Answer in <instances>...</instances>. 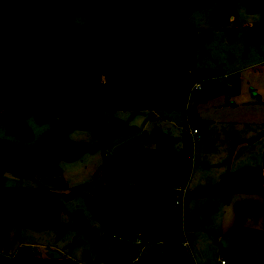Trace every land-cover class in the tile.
Returning a JSON list of instances; mask_svg holds the SVG:
<instances>
[{"label":"trees","instance_id":"obj_1","mask_svg":"<svg viewBox=\"0 0 264 264\" xmlns=\"http://www.w3.org/2000/svg\"><path fill=\"white\" fill-rule=\"evenodd\" d=\"M233 1V0H229ZM249 14L264 18V0H241ZM210 0H102L98 27L40 26L47 4L34 0L0 3V122L6 134L24 141L31 139L25 119L50 122V129L37 147L25 154L9 141L0 140V211L10 205L23 229H68L85 234L100 248L101 239L80 211L72 214L73 225L60 222L63 200L93 188L92 184L67 188L58 164L84 153L108 149L112 141L132 129L103 112H183L188 102L186 75L200 79L217 74L195 67L194 53L211 35L190 25L196 9L207 8ZM220 92L206 93V98ZM72 120V121H71ZM199 130L202 122H193ZM72 130L92 133L91 145L68 139ZM192 139L183 131L181 139L164 134L154 149H145L130 166L104 167V184L85 201L92 217L111 236L127 240L138 236L146 244L182 243V209L175 206L179 191L188 184L187 152ZM181 142L183 150L175 145ZM130 151L113 155L111 166L126 161ZM2 172L16 177L37 175V188L4 187ZM131 178L132 183L125 181ZM227 183L198 188L229 201L233 193L261 194L264 177L260 168L234 172ZM63 199V200H62ZM207 207V206H206ZM205 207V208H206ZM236 225L261 211L255 202L239 204ZM11 218L0 217V247L7 240L3 228ZM190 240V237L188 238ZM131 248L117 245L100 252V261H128ZM178 264L185 263L178 255ZM0 264H72L40 258L32 250H19L13 257L0 254Z\"/></svg>","mask_w":264,"mask_h":264},{"label":"rangeland","instance_id":"obj_2","mask_svg":"<svg viewBox=\"0 0 264 264\" xmlns=\"http://www.w3.org/2000/svg\"><path fill=\"white\" fill-rule=\"evenodd\" d=\"M8 0H0L5 2ZM49 7L42 13L40 26L98 27L103 23L99 11L102 0H34ZM191 26L211 35L194 53L196 69L216 71L217 74L195 78L194 72L186 75L188 102L183 112L104 111L103 122L116 118L132 130L115 138L107 150L84 153L76 159L62 161L58 166L64 175L68 190L92 184L93 188L69 200H63L64 211L60 222L73 225L71 216L80 211L91 229L101 239L100 248L83 233L68 229L39 231L23 229L17 222V213L8 204L0 211V217L11 218L12 223L3 228L7 240L0 247L5 258L13 257L19 250H32L40 258L51 257V252L60 254L72 264H105L100 261L101 250L113 249L124 244L108 234L92 217L85 201L94 197V190L104 184L102 170L113 155L126 150L128 166L138 160L143 150L154 149L159 139L167 133L172 139H181L184 124L197 129L193 122H202L197 135L191 137L189 180L183 197L182 228L188 237L182 243L146 244L132 243L128 261L117 264H178V255L185 263L192 256L195 264H264V192L258 195L233 193L229 201L222 194L200 192L198 188L222 185L239 169L256 167L264 175V18L260 14L246 12L241 0H210L207 8L194 10L188 19ZM202 83L204 91H193L195 83ZM220 92L206 98V93ZM1 112V110H0ZM31 139L24 141L6 134L0 122V140H7L22 154L34 150L51 123H38L34 117L25 119ZM198 130V129H197ZM68 139L75 143L91 145L92 133L87 130H72ZM177 151L183 145H175ZM4 187L37 188V175L16 177L2 172ZM126 183L131 184L128 178ZM182 199L178 195L177 199ZM255 202L261 215L250 217L244 226L236 225L237 206ZM207 206V207H206ZM206 207V208H205ZM143 247V248H142Z\"/></svg>","mask_w":264,"mask_h":264},{"label":"crops","instance_id":"obj_3","mask_svg":"<svg viewBox=\"0 0 264 264\" xmlns=\"http://www.w3.org/2000/svg\"><path fill=\"white\" fill-rule=\"evenodd\" d=\"M145 112H148V111H145ZM139 113H141V112H139ZM169 113H171V112H169ZM185 115V114H184ZM185 125V124H184ZM184 131H186V129H185V126H184V129H183ZM199 131V130H198ZM165 134H167V133H165ZM105 150H107V149H105ZM112 160L113 159H111V161L110 162H108V163H106L105 164V167H111V168H113V169H120V168H123V167H126V166H128L127 164H126V162H127V160L125 161V162H123L122 164H119V165H113V166H111V163H112ZM61 163V162H60ZM59 163V164H60ZM58 164V165H59ZM252 168H256V167H252ZM261 169V168H260ZM262 170V169H261ZM262 172H263V170H262ZM62 175H63V172H62ZM263 177H264V175H263ZM63 178H64V175H63ZM186 188H187V186H186ZM186 188L184 189L185 190V193H186ZM263 192H264V190H263ZM262 194V193H261ZM185 195V194H184ZM248 195H258V194H248ZM184 197V196H183ZM182 201H183V199H182ZM247 202H249V201H247ZM261 215V214H260ZM259 215V216H260ZM258 216V217H259ZM257 217V218H258ZM250 218V217H249ZM248 218V219H249ZM257 218H254V219H257ZM248 219H247V221H248ZM246 221V222H247ZM246 224V223H245ZM244 224V225H245ZM244 225H242V226H244ZM183 235H184V237H190V236H187L186 234H185V232L183 231ZM113 238H115L116 240H118V241H121V242H124V244H121V245H123V246H127L128 244H130V242H131V240H129V239H127V240H123V239H121V238H118V237H115V236H112ZM137 239H138V237L137 236H134V239L132 240V243H134V244H136V242H137ZM189 240V239H188ZM190 249H191V247H192V244H191V241H192V238L190 237ZM163 244V243H162ZM120 245V244H119ZM143 248V247H142ZM191 256H192V259H193V261H194V258H193V255H192V252H191ZM51 258V257H50ZM60 259H62L61 257H60ZM221 262H224V261H221ZM221 262H220V264H221ZM195 263V262H194ZM224 264H228L227 262H224Z\"/></svg>","mask_w":264,"mask_h":264},{"label":"built area","instance_id":"obj_4","mask_svg":"<svg viewBox=\"0 0 264 264\" xmlns=\"http://www.w3.org/2000/svg\"><path fill=\"white\" fill-rule=\"evenodd\" d=\"M204 90H205V86L202 83H200V82L199 83H195V85L192 87V92L193 91H204ZM184 126H185V129L186 130L187 129L190 130V133H191L192 136L193 135H197L199 133V131L197 129H191L189 127V124L188 123L185 124ZM184 194H185V190H180L179 191V195H181L182 199H183ZM182 199L181 198L180 199H177L175 201V206H181L182 205ZM137 245H142L141 239L139 237L137 239ZM221 264H224V262H221Z\"/></svg>","mask_w":264,"mask_h":264},{"label":"water","instance_id":"obj_5","mask_svg":"<svg viewBox=\"0 0 264 264\" xmlns=\"http://www.w3.org/2000/svg\"><path fill=\"white\" fill-rule=\"evenodd\" d=\"M71 121H72V120H71ZM227 181H228L227 178L223 179V181H222V185L224 186V185L227 183ZM50 255H51V259H52V260H58V259H60V254H58V253H56V252H51Z\"/></svg>","mask_w":264,"mask_h":264}]
</instances>
